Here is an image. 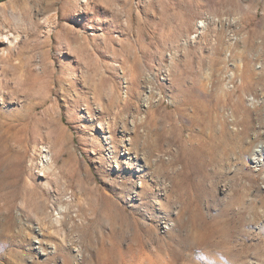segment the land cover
Listing matches in <instances>:
<instances>
[{"label": "rangeland", "instance_id": "374dc122", "mask_svg": "<svg viewBox=\"0 0 264 264\" xmlns=\"http://www.w3.org/2000/svg\"><path fill=\"white\" fill-rule=\"evenodd\" d=\"M7 31L0 264H264V0H0Z\"/></svg>", "mask_w": 264, "mask_h": 264}, {"label": "bare ground", "instance_id": "6f19581e", "mask_svg": "<svg viewBox=\"0 0 264 264\" xmlns=\"http://www.w3.org/2000/svg\"><path fill=\"white\" fill-rule=\"evenodd\" d=\"M28 4H29V2H26V5L28 6ZM14 20H19V21H21V17H22V15L21 14H19V13H16V12H11V15H10ZM44 21H45V26H44V31H45V34H49V32L51 31V27H52V25H53V17L52 16H47L45 19H44ZM211 22H213V24H214V21L212 20V19H210V20H206V19H199L198 21H197V25H196V27L197 28H202L201 29V32L205 29V28H207V24L208 23H211ZM43 24H44V22H43ZM109 28V27H108ZM65 29L66 30H68V31H72V27H71V25H66L65 26ZM106 29H107V27H106ZM61 35H63V31H60L59 33H57L56 34V37L57 38H59V39H61L60 38V36ZM20 40H21V34L19 33V32H12V31H7V32H5L2 36H0V41L2 42V44H3V49H0V55H3V54H8L9 52H11V50H13L16 46H17V44L20 42ZM66 46L68 47V48H72V44H71V42L70 41H66ZM165 77H166V75L165 74H163L162 76H161V79L162 80H164L165 79ZM125 80V79H124ZM123 80V83L122 84H125L126 82ZM148 90V89H147ZM149 91H151V90H149ZM125 92V91H124ZM141 118V117H140ZM100 127V126H99ZM101 128V127H100ZM124 145V147H125V143H123ZM107 145H109V147H110V150H108L109 151V153L111 154V155H114V153H115V151H114V149H113V145H112V143H111V137H110V135H108L107 136ZM59 147V146H58ZM60 147H61V145H60ZM261 146H259L258 148H256V149H254L253 151H252V160L253 161H258V160H261V158L259 159L258 158V155H259V152L261 151ZM41 151H42V155H41V157H40V159H41V161L42 162H45V163H47L48 161V163L47 164H45V167H47L48 169L51 167V166H53L52 165V162H51V160H50V152L48 151V149H46V148H41ZM124 154H127V155H129V147H125V151H124ZM258 158V159H257ZM41 166V165H40ZM57 212L55 213L56 214V217H54V221L55 222H58L60 219L62 220V218L64 217V215L65 214H67L69 211H68V207H66V206H59V208H58V210H56ZM51 249H53V250H55V248L53 247V246H51Z\"/></svg>", "mask_w": 264, "mask_h": 264}, {"label": "crops", "instance_id": "0c3cea01", "mask_svg": "<svg viewBox=\"0 0 264 264\" xmlns=\"http://www.w3.org/2000/svg\"><path fill=\"white\" fill-rule=\"evenodd\" d=\"M204 18V17H203Z\"/></svg>", "mask_w": 264, "mask_h": 264}]
</instances>
